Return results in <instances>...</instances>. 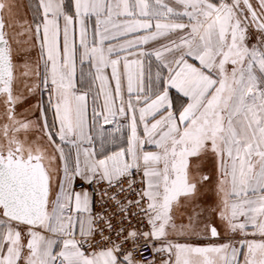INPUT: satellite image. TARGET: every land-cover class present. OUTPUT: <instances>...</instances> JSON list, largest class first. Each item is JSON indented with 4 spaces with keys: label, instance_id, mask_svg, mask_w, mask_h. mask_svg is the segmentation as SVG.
Instances as JSON below:
<instances>
[{
    "label": "snow or ice",
    "instance_id": "obj_1",
    "mask_svg": "<svg viewBox=\"0 0 264 264\" xmlns=\"http://www.w3.org/2000/svg\"><path fill=\"white\" fill-rule=\"evenodd\" d=\"M39 8L41 63L22 75L37 77L30 92L47 91L51 121L47 107L36 121L16 118L21 97L0 16L10 121L0 144V264H141L137 249L149 247L159 264H264V0H39ZM173 90L187 98L179 108ZM33 129L55 155L25 147L17 134ZM192 158L216 162L210 212L197 192L211 176L194 182ZM182 200L191 210L178 225ZM217 221L234 243L177 238H218Z\"/></svg>",
    "mask_w": 264,
    "mask_h": 264
},
{
    "label": "crops",
    "instance_id": "obj_2",
    "mask_svg": "<svg viewBox=\"0 0 264 264\" xmlns=\"http://www.w3.org/2000/svg\"><path fill=\"white\" fill-rule=\"evenodd\" d=\"M74 2V0H65L66 6L70 3ZM23 8L21 10L23 12H26L27 14V19L31 22L33 29L37 24H40L42 21V9L39 8V0H22ZM91 24V22H90ZM34 35V34H33ZM257 37V34L253 35H248V40L247 43L249 46L253 47V43L256 45L255 40L253 39ZM35 44L38 48V55H39V38L34 36ZM254 40V41H253ZM260 42H257V45H259ZM41 63L40 57H39V64ZM86 67V66H85ZM155 61H153V71H155ZM77 87L80 88L82 87L81 84H77ZM40 95L39 99L40 102H38V105H36V113L32 110L29 109V111L25 112L23 115L21 113V116L18 118L19 120H32L36 121L38 117H40V108L41 107H47V117L49 121H51L52 116H53V110L51 107H48V93L47 91L41 92L39 90ZM174 104L176 108H179L182 103H184L187 98L183 97L182 95L178 94L175 92V90L172 91L171 93ZM91 103V101H90ZM30 106V103H27ZM28 105L26 107H29ZM32 106V105H31ZM16 107V106H15ZM24 107V106H23ZM22 107V109H23ZM21 109V110H22ZM36 114V115H34ZM105 131L111 133L113 130V125L112 124H107L104 125ZM11 134V133H10ZM19 139L25 143V147L31 146L33 150H35V147L38 144H41V138L45 140V142L48 145V149L44 148V152L47 155H55L53 148L51 145L48 144L46 138L42 136L41 133L36 131L35 129L28 131L27 133L25 132H20ZM118 135V134H117ZM97 147L99 146V141H96ZM67 147V146H66ZM109 148L114 147L113 145H109ZM47 163V161H46ZM61 161L58 159L53 162V167H59L61 165ZM190 175L191 178L194 182L200 181L201 176L203 175H209L211 176V181L207 183H202L198 185V192H197V202L198 205L205 210H208L209 212L211 209L215 208L214 205L216 206L218 201H219V196L216 192V175H217V170H216V162L213 158H192L190 160ZM207 197H210V200L207 201ZM210 207V208H209ZM210 209V210H209ZM191 210L190 206L186 203L181 202V206L175 209V215H176V223L179 225L181 224L185 219H186V213ZM209 219H212L211 216H209ZM217 226L220 228V236L218 238H211L208 236L206 233L203 231L200 233V235H193V236H187V237H177L178 239L191 243L193 246H200V247H207V246H213V245H220L222 243L226 242H235L233 239L232 234L226 232L223 230V228L219 225V222L217 221ZM157 244L159 242H156Z\"/></svg>",
    "mask_w": 264,
    "mask_h": 264
},
{
    "label": "rangeland",
    "instance_id": "obj_3",
    "mask_svg": "<svg viewBox=\"0 0 264 264\" xmlns=\"http://www.w3.org/2000/svg\"><path fill=\"white\" fill-rule=\"evenodd\" d=\"M7 1L9 2V4L6 3ZM1 3L4 5L2 11L4 16L5 31L12 44L13 63L16 66L17 80L15 85V94L21 97V99L16 104V118L18 119L21 116V113L24 115L25 112L29 111L30 108L33 113L37 112L36 105H38V102H40L39 89H37L35 92H30L29 88L26 86V83L27 85H31L37 82V77L32 76L30 78H26L22 75V73L25 71V65H29L35 70L40 65V56L38 55V48L35 44L32 24L26 18V12H23L19 8V6L23 8L22 0H2ZM10 9H12V14H10ZM253 34H257V37L254 36L253 38L255 41H253L260 42L261 36L254 27L250 29L248 35ZM256 45L253 43V47H255ZM18 84L19 89L17 91ZM27 103H30V106ZM27 105L29 107H26ZM5 124H10V121H8L6 116V106L3 100L0 99V144H4L6 146V141L3 136V126ZM17 135L20 136L19 133ZM40 143L41 144L37 143V146L39 148L43 150L44 148L48 149V145L45 140L41 138ZM36 148L37 147H35V149ZM206 200L209 201L210 197H207Z\"/></svg>",
    "mask_w": 264,
    "mask_h": 264
},
{
    "label": "built area",
    "instance_id": "obj_4",
    "mask_svg": "<svg viewBox=\"0 0 264 264\" xmlns=\"http://www.w3.org/2000/svg\"><path fill=\"white\" fill-rule=\"evenodd\" d=\"M96 210L100 211L99 205H97ZM153 253H154V250L152 247H149L144 252H140V250L137 249L136 259L139 262H141V264H147V261H156L157 264H159V261H160L159 255H154Z\"/></svg>",
    "mask_w": 264,
    "mask_h": 264
},
{
    "label": "bare ground",
    "instance_id": "obj_5",
    "mask_svg": "<svg viewBox=\"0 0 264 264\" xmlns=\"http://www.w3.org/2000/svg\"><path fill=\"white\" fill-rule=\"evenodd\" d=\"M0 3H1V1H0ZM6 3L9 4L8 1H7ZM10 14H12V9H10ZM2 15H3V14H2ZM18 89H19V84L17 85V91H18Z\"/></svg>",
    "mask_w": 264,
    "mask_h": 264
},
{
    "label": "flooded vegetation",
    "instance_id": "obj_6",
    "mask_svg": "<svg viewBox=\"0 0 264 264\" xmlns=\"http://www.w3.org/2000/svg\"><path fill=\"white\" fill-rule=\"evenodd\" d=\"M0 1L2 2V0H0ZM19 8L21 9V6H19ZM2 14H3V11H2ZM2 17H3V20H4V16L3 15H2ZM6 35H7V33H6Z\"/></svg>",
    "mask_w": 264,
    "mask_h": 264
},
{
    "label": "water",
    "instance_id": "obj_7",
    "mask_svg": "<svg viewBox=\"0 0 264 264\" xmlns=\"http://www.w3.org/2000/svg\"><path fill=\"white\" fill-rule=\"evenodd\" d=\"M0 16H2V12H0ZM3 18V17H2Z\"/></svg>",
    "mask_w": 264,
    "mask_h": 264
}]
</instances>
